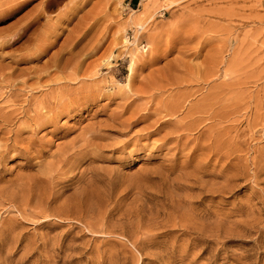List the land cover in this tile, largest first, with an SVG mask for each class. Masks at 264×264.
I'll return each instance as SVG.
<instances>
[{"label":"rangeland","instance_id":"rangeland-1","mask_svg":"<svg viewBox=\"0 0 264 264\" xmlns=\"http://www.w3.org/2000/svg\"><path fill=\"white\" fill-rule=\"evenodd\" d=\"M0 264H264V0H0Z\"/></svg>","mask_w":264,"mask_h":264},{"label":"bare ground","instance_id":"bare-ground-1","mask_svg":"<svg viewBox=\"0 0 264 264\" xmlns=\"http://www.w3.org/2000/svg\"><path fill=\"white\" fill-rule=\"evenodd\" d=\"M71 11V10H70ZM131 72H132V68H131V66H130V68H129V74H131ZM38 124V123H37Z\"/></svg>","mask_w":264,"mask_h":264}]
</instances>
